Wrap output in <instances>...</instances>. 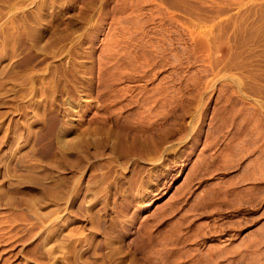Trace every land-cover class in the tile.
<instances>
[{
    "label": "rangeland",
    "instance_id": "374dc122",
    "mask_svg": "<svg viewBox=\"0 0 264 264\" xmlns=\"http://www.w3.org/2000/svg\"><path fill=\"white\" fill-rule=\"evenodd\" d=\"M0 264H264V0H0Z\"/></svg>",
    "mask_w": 264,
    "mask_h": 264
}]
</instances>
